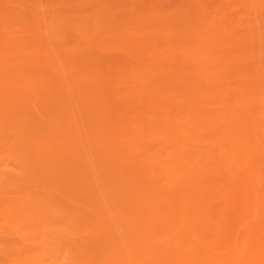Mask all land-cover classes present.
I'll return each instance as SVG.
<instances>
[{
	"label": "rangeland",
	"instance_id": "rangeland-1",
	"mask_svg": "<svg viewBox=\"0 0 264 264\" xmlns=\"http://www.w3.org/2000/svg\"><path fill=\"white\" fill-rule=\"evenodd\" d=\"M0 264H264V0H0Z\"/></svg>",
	"mask_w": 264,
	"mask_h": 264
}]
</instances>
